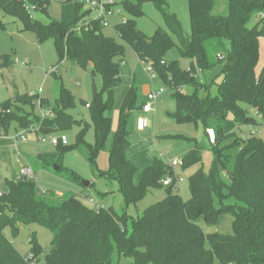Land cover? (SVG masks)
Wrapping results in <instances>:
<instances>
[{"label": "trees", "instance_id": "1", "mask_svg": "<svg viewBox=\"0 0 264 264\" xmlns=\"http://www.w3.org/2000/svg\"><path fill=\"white\" fill-rule=\"evenodd\" d=\"M226 1L227 14L215 15L217 0H187L189 34L184 33L177 16L167 11L166 0H121L114 4L130 16L114 26L117 36L140 61L149 62L152 71L172 91L175 110L169 116L177 124H200L205 133L211 131L214 135L213 160L207 172L196 140L165 136L194 142V148L181 156L182 169L201 165L189 177L190 198L184 201L170 163L153 157L139 170L128 156L130 117L145 104H138L134 86L126 91L112 133L114 91L120 85L124 48L102 33L101 20L92 17V11L79 0H64L61 18L42 24L30 15V9L46 13L50 0H0V14L20 21L23 31L33 33L38 43L52 40L59 63L69 61L83 70L91 67V74H100L103 83L101 91L93 87L91 103H84L91 125L67 113L75 107V100L61 85L52 107L37 94H16L0 103V135H7L11 127L17 134L33 128L37 136L77 127L75 142L58 144L53 153L44 154L48 158L45 164L57 165L65 152L76 150L100 178L117 182L126 206L136 205L150 190H163L165 194L132 219L128 232L125 213L89 208L71 193L43 194L32 178L20 176L8 181L7 191L0 192V264H37L41 259L43 264H114L115 254L132 259L133 264H214V258L222 264H264V140L254 134L246 139L235 137L234 132L225 129L228 116L239 126L261 125L240 104L253 107L264 117V67L259 76L255 74L259 38H264V17L248 26L252 17L264 14V0ZM147 2L154 3L161 13L167 31L157 28L148 37L137 29L136 19L143 16L142 6ZM3 28L0 19V30ZM172 47L190 61L187 70L181 69L177 60H165ZM217 66L221 67V82L217 94L211 96L204 75ZM186 88L192 93H184ZM201 91L205 95L201 96ZM38 99L40 109H49L51 117L36 113L34 102ZM91 127L92 144L85 140ZM230 138L231 143L220 145ZM103 151L108 152V168L102 171L96 161ZM222 173H227L228 185ZM66 174L70 180L79 181L75 173ZM166 178L172 182L164 186ZM213 194L219 199V208L213 204ZM229 197L234 198V204L225 203ZM225 212L233 216V235H206L199 222L214 224ZM31 224L51 232V246L44 253L32 234L30 252L24 257L3 231L9 228L16 237L21 227Z\"/></svg>", "mask_w": 264, "mask_h": 264}, {"label": "rangeland", "instance_id": "2", "mask_svg": "<svg viewBox=\"0 0 264 264\" xmlns=\"http://www.w3.org/2000/svg\"><path fill=\"white\" fill-rule=\"evenodd\" d=\"M64 0H50L46 13L30 9V15L42 24H49L53 20L61 18V2ZM121 0H116L120 2ZM167 11L175 14L181 23L184 33L189 34L190 18L187 0H166ZM115 11L107 17L109 26L102 29V33L114 38L123 45L124 63L120 67V85L114 91V111L112 112V133L116 131L119 117V107L129 87L134 86L138 94V104L145 101L146 96L151 91L156 94L153 102V110L149 114H144L142 110L133 111L128 129L130 131L131 148L129 150L130 160L143 169L153 157H159L169 163L173 159H181L182 154L194 148V142L177 138L169 139L165 136H178L197 141L201 148L202 167L209 171L212 160L214 135L212 132H204L200 124H177L169 114L175 110V103L172 98V91L169 90L158 75L151 77L147 71L149 62L140 61L131 47L122 42L115 32L114 26L124 22L130 16L121 6L112 5ZM143 16L136 19V27L143 34L150 37L157 28L167 31L163 16L152 2L144 3L142 6ZM213 13L215 15L227 14V1L217 0ZM96 12H92L95 17ZM0 19L4 28L0 30V103L12 98L16 94H37L44 99L51 107L55 104L58 91L61 85L69 89L74 96L75 107L67 111L75 120H81L91 125L88 108L84 103L90 104L92 101L93 87L101 91L103 87L101 75L91 74V67L83 70L78 65L69 61L59 63L58 56L54 49L52 40L38 43L35 35L31 32H24L22 24L17 19L1 13ZM258 17H252L248 26L251 27L258 21ZM174 42L177 40L173 37ZM166 61L177 60L181 69L187 70L190 61L179 56L176 47H172L165 56ZM6 61L5 65L2 63ZM264 67V38H259V59L255 68L256 76H259ZM51 69L54 72L51 73ZM221 67L217 66L204 75L206 84L209 87L211 96L217 94V85L221 82ZM184 93L191 94L192 89H184ZM205 95L204 91L199 93ZM35 111L40 116H52L49 109H40V101L36 100ZM246 113L254 118L260 126L249 125L239 126L233 122L231 116L227 117L225 129L234 132L235 137L243 139L254 134L255 137L264 140V117L251 106L240 104ZM77 127H73L62 133L53 135L37 136L33 130L24 131V141L16 142L17 135L14 127H11L7 135H0V192L7 191V182L16 181L20 176L21 169L30 167L33 172L32 180L43 194L71 193L74 194L84 205L89 208L97 206L106 209L112 208L117 214L125 213L128 217V232L131 229L132 219L141 216L143 211L149 206L161 201L164 197L163 190H150L145 198L136 205L126 206L119 187L115 181H107L100 178L95 173L85 157L76 150H70L56 163L45 164L48 158L43 156L53 153L56 147L50 143V138H60L65 136L68 144L75 142L78 132ZM20 132H18L19 134ZM94 139L93 128L91 127L86 135V142L92 144ZM110 139V138H109ZM110 140L108 141L109 144ZM232 142L228 139L220 145L224 146ZM17 143V144H16ZM57 160V159H56ZM97 166L100 170L108 168V152L103 151L97 158ZM59 166L60 171L54 167ZM201 165H195L182 169L181 166L174 169L176 175L183 181L176 184L178 194L184 201L190 198L189 177L196 172ZM67 172H73L79 177V181H72L68 178ZM223 181L228 185L229 177L227 173H222ZM88 183L89 186H85ZM92 200L91 203L89 200ZM226 204H234L235 200L229 197ZM213 204L219 208V199L213 194ZM233 216L231 213H222L218 221L214 224H207L203 220L199 222L203 232L208 235L218 233L222 235H233ZM3 234L13 244L17 251L24 257L30 252L29 240L32 234L43 248L44 253L51 246L52 234L47 229L36 224L21 227L19 234L13 237L9 228L4 229ZM207 246V245H206ZM37 264H43V260ZM114 264H133L132 259L118 257L114 255ZM214 264H222L214 258Z\"/></svg>", "mask_w": 264, "mask_h": 264}, {"label": "built area", "instance_id": "3", "mask_svg": "<svg viewBox=\"0 0 264 264\" xmlns=\"http://www.w3.org/2000/svg\"><path fill=\"white\" fill-rule=\"evenodd\" d=\"M80 2H82L86 8L90 9L92 12H96V16L94 17L95 19H100L101 20V25L103 27H108L109 23L107 20V17H109L111 14H113L115 11H117V13L119 12L118 10H114L112 9V5L116 3V0H79ZM110 6L109 8L107 6ZM264 17V14H260L258 15L259 19H262ZM51 73L54 72V69L50 70ZM147 71H149L151 73V77L154 78L155 77V73L152 71L151 65L148 64L147 66ZM156 94L153 92L148 93V95L146 96V102L143 105L142 111L144 113H149L153 110V102L156 99ZM88 107V106H87ZM15 141H24L25 137H24V132H20L19 134H17L14 137ZM50 143L53 146H57L58 144H61L63 146L68 145V141L67 138L65 136H61L60 138H55V137H51L50 138ZM17 144V143H16ZM170 165L173 169L179 167L182 165V161L181 159H173L170 162ZM21 176L24 177H28V178H32L33 176V172L32 169L30 167H25L23 169H21L20 171ZM175 181L176 184L179 182H182L183 179L178 176L175 175ZM172 182L171 178H166L162 181L164 186L169 185ZM91 203L93 202L91 199L89 200ZM100 207V206H97ZM96 207V208H97Z\"/></svg>", "mask_w": 264, "mask_h": 264}, {"label": "water", "instance_id": "4", "mask_svg": "<svg viewBox=\"0 0 264 264\" xmlns=\"http://www.w3.org/2000/svg\"><path fill=\"white\" fill-rule=\"evenodd\" d=\"M54 169L55 170H58L59 168H58V166H55ZM85 186H89V184L88 183H85Z\"/></svg>", "mask_w": 264, "mask_h": 264}, {"label": "crops", "instance_id": "5", "mask_svg": "<svg viewBox=\"0 0 264 264\" xmlns=\"http://www.w3.org/2000/svg\"><path fill=\"white\" fill-rule=\"evenodd\" d=\"M152 92V91H151ZM144 102H146V99H145V101ZM143 112V111H142ZM144 113V112H143ZM150 113V112H149ZM149 113H144V114H149ZM211 132V131H210Z\"/></svg>", "mask_w": 264, "mask_h": 264}]
</instances>
